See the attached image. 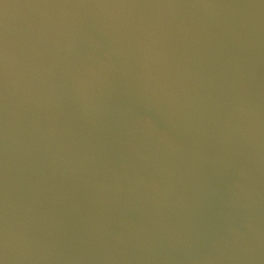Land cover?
Segmentation results:
<instances>
[{"label": "water", "instance_id": "obj_1", "mask_svg": "<svg viewBox=\"0 0 264 264\" xmlns=\"http://www.w3.org/2000/svg\"><path fill=\"white\" fill-rule=\"evenodd\" d=\"M0 264H264V0H0Z\"/></svg>", "mask_w": 264, "mask_h": 264}, {"label": "snow or ice", "instance_id": "obj_2", "mask_svg": "<svg viewBox=\"0 0 264 264\" xmlns=\"http://www.w3.org/2000/svg\"><path fill=\"white\" fill-rule=\"evenodd\" d=\"M2 59H3L2 45H0V78H2Z\"/></svg>", "mask_w": 264, "mask_h": 264}]
</instances>
